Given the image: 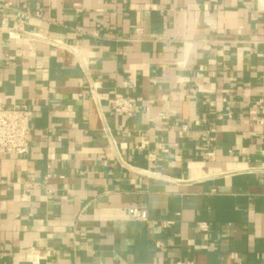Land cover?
<instances>
[{
  "label": "crops",
  "instance_id": "0c3cea01",
  "mask_svg": "<svg viewBox=\"0 0 264 264\" xmlns=\"http://www.w3.org/2000/svg\"><path fill=\"white\" fill-rule=\"evenodd\" d=\"M0 100V264H264V0H0Z\"/></svg>",
  "mask_w": 264,
  "mask_h": 264
},
{
  "label": "built area",
  "instance_id": "2783aa9c",
  "mask_svg": "<svg viewBox=\"0 0 264 264\" xmlns=\"http://www.w3.org/2000/svg\"><path fill=\"white\" fill-rule=\"evenodd\" d=\"M11 4H5V8H10ZM28 14V12H27ZM10 39H19L22 36H32L26 30V20L17 19L16 24L5 29ZM93 90V88H92ZM135 98L126 96H115L111 101L110 108L116 114L131 116L134 109ZM261 113L263 108L260 107ZM30 111L28 108L11 100L8 104H4L0 100V155L3 156H27L29 152V135H30ZM164 119V116H161ZM258 125L264 126V119L257 118L255 120ZM185 127H180L178 135H181ZM131 220L143 221L147 218L144 210L138 208H130L127 211ZM198 228L206 230L205 224H198Z\"/></svg>",
  "mask_w": 264,
  "mask_h": 264
}]
</instances>
